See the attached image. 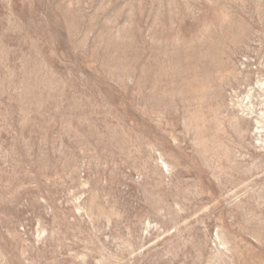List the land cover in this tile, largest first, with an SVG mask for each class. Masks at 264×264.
Returning a JSON list of instances; mask_svg holds the SVG:
<instances>
[{
	"label": "rangeland",
	"instance_id": "obj_1",
	"mask_svg": "<svg viewBox=\"0 0 264 264\" xmlns=\"http://www.w3.org/2000/svg\"><path fill=\"white\" fill-rule=\"evenodd\" d=\"M0 264H264V0H0Z\"/></svg>",
	"mask_w": 264,
	"mask_h": 264
}]
</instances>
